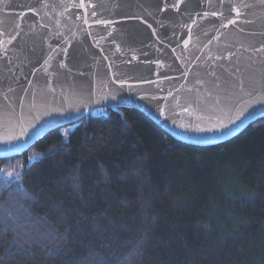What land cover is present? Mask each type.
I'll use <instances>...</instances> for the list:
<instances>
[{"label": "trees", "instance_id": "obj_1", "mask_svg": "<svg viewBox=\"0 0 264 264\" xmlns=\"http://www.w3.org/2000/svg\"><path fill=\"white\" fill-rule=\"evenodd\" d=\"M0 264H264V118L207 146L127 107L47 131L0 158Z\"/></svg>", "mask_w": 264, "mask_h": 264}, {"label": "water", "instance_id": "obj_2", "mask_svg": "<svg viewBox=\"0 0 264 264\" xmlns=\"http://www.w3.org/2000/svg\"><path fill=\"white\" fill-rule=\"evenodd\" d=\"M120 107L200 146L264 118V0H0V158Z\"/></svg>", "mask_w": 264, "mask_h": 264}, {"label": "snow or ice", "instance_id": "obj_3", "mask_svg": "<svg viewBox=\"0 0 264 264\" xmlns=\"http://www.w3.org/2000/svg\"><path fill=\"white\" fill-rule=\"evenodd\" d=\"M233 23H234V21H233ZM7 175H9V176H10V175H13V173H7Z\"/></svg>", "mask_w": 264, "mask_h": 264}]
</instances>
